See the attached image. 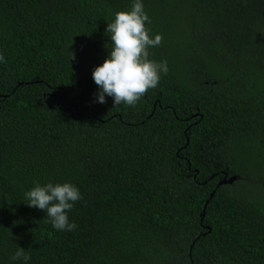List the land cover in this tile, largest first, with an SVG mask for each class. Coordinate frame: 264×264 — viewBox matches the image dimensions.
I'll return each mask as SVG.
<instances>
[{
  "label": "trees",
  "instance_id": "16d2710c",
  "mask_svg": "<svg viewBox=\"0 0 264 264\" xmlns=\"http://www.w3.org/2000/svg\"><path fill=\"white\" fill-rule=\"evenodd\" d=\"M142 2L168 72L114 108L92 73L134 0H0V264H25L18 247L26 264H264V0ZM37 182L78 187L75 230L27 206Z\"/></svg>",
  "mask_w": 264,
  "mask_h": 264
},
{
  "label": "clouds",
  "instance_id": "9594fccd",
  "mask_svg": "<svg viewBox=\"0 0 264 264\" xmlns=\"http://www.w3.org/2000/svg\"><path fill=\"white\" fill-rule=\"evenodd\" d=\"M151 20L144 10L142 0H134L130 11L115 14L113 22L107 24L106 33H110L112 48L108 58L97 66L92 73L99 88L97 102L106 103L105 97L113 98V107L121 104L135 106L151 89L158 87L161 73L167 74V62L149 59V48L162 43L160 34L151 36L146 27ZM74 59V54L71 60ZM0 62H6L0 53ZM27 206L46 212L52 227L58 231H73L75 222H69L67 213L74 204L82 199L77 186L48 183L41 186L38 182L25 192ZM12 260H23L26 264L30 255L21 247L17 248Z\"/></svg>",
  "mask_w": 264,
  "mask_h": 264
},
{
  "label": "water",
  "instance_id": "95a60500",
  "mask_svg": "<svg viewBox=\"0 0 264 264\" xmlns=\"http://www.w3.org/2000/svg\"><path fill=\"white\" fill-rule=\"evenodd\" d=\"M55 97H56V96H55ZM188 143H189V141H188ZM237 180H238V176H232V177H230V178H228V177L226 176V177H225V178H224V179L218 184V187H219V186H222V185H233ZM214 195H215V192L212 193L210 199H212V198L214 197ZM208 204H209V201H207L206 206H205V209H206V207H207ZM204 217H205V213H204V215H203L202 221H203Z\"/></svg>",
  "mask_w": 264,
  "mask_h": 264
},
{
  "label": "rangeland",
  "instance_id": "374dc122",
  "mask_svg": "<svg viewBox=\"0 0 264 264\" xmlns=\"http://www.w3.org/2000/svg\"><path fill=\"white\" fill-rule=\"evenodd\" d=\"M264 164V163H263ZM263 164L261 165L262 169H263Z\"/></svg>",
  "mask_w": 264,
  "mask_h": 264
}]
</instances>
